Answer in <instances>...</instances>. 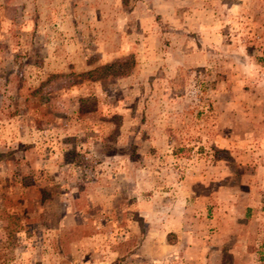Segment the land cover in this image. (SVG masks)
Returning <instances> with one entry per match:
<instances>
[{"label": "rangeland", "instance_id": "374dc122", "mask_svg": "<svg viewBox=\"0 0 264 264\" xmlns=\"http://www.w3.org/2000/svg\"><path fill=\"white\" fill-rule=\"evenodd\" d=\"M264 0H0V264H264Z\"/></svg>", "mask_w": 264, "mask_h": 264}, {"label": "trees", "instance_id": "16d2710c", "mask_svg": "<svg viewBox=\"0 0 264 264\" xmlns=\"http://www.w3.org/2000/svg\"><path fill=\"white\" fill-rule=\"evenodd\" d=\"M260 259H261V260H264V251H262V252L260 253Z\"/></svg>", "mask_w": 264, "mask_h": 264}]
</instances>
